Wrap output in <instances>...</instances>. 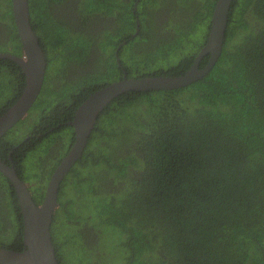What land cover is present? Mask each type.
<instances>
[{
	"label": "trees",
	"instance_id": "1",
	"mask_svg": "<svg viewBox=\"0 0 264 264\" xmlns=\"http://www.w3.org/2000/svg\"><path fill=\"white\" fill-rule=\"evenodd\" d=\"M158 1L141 0L139 31L131 38L135 0H82L91 19L113 17L93 32L52 19L51 3L62 0H28L46 73L29 116L16 125L25 129L13 137V127L0 140V159L12 151L36 205L58 165L46 157L69 151L68 123L90 94L121 80V67L126 78L182 75L204 46L217 0H176L160 28L147 12L165 0ZM2 3L11 49L22 55L11 0H0V11ZM123 41L118 66L114 51ZM0 67L1 115L22 93L24 75L13 61L0 60ZM29 159L38 162L31 175ZM57 202L50 232L58 264L66 255L77 264H264V0L232 1L220 56L203 78L110 101ZM19 212L14 188L0 173L1 248L24 249ZM89 238L96 245L89 247Z\"/></svg>",
	"mask_w": 264,
	"mask_h": 264
},
{
	"label": "water",
	"instance_id": "2",
	"mask_svg": "<svg viewBox=\"0 0 264 264\" xmlns=\"http://www.w3.org/2000/svg\"><path fill=\"white\" fill-rule=\"evenodd\" d=\"M233 0H217L210 19L205 45L194 63L177 77L126 78L112 82L90 94L75 110L69 124L74 131V142L61 162L51 173L44 189L43 200L36 205L31 193L12 166L0 161V173L14 188L23 217L22 251L0 247V264H58L50 232L52 217L58 207L57 197L61 182L71 167L81 158L97 116L114 98L127 92L171 91L183 88L207 75L220 56L228 13ZM13 22L19 37L22 56L0 54V59L16 63L24 75V88L15 103L0 115V140L18 121L23 119L37 100L46 73V58L32 29L28 0H11ZM208 58L200 69V63Z\"/></svg>",
	"mask_w": 264,
	"mask_h": 264
},
{
	"label": "flooded vegetation",
	"instance_id": "3",
	"mask_svg": "<svg viewBox=\"0 0 264 264\" xmlns=\"http://www.w3.org/2000/svg\"><path fill=\"white\" fill-rule=\"evenodd\" d=\"M81 2H82V0H62V3L52 2L51 5H50V13H51L52 19H56V20H60L61 19L63 21V23L65 22V24H67V25L69 24V27L70 28L73 27V29H74L75 32H79V31H82V32H85V31L86 32H93L94 30H96L98 28H101L102 26H107V25L111 24V22H113V17H111L112 19H110V18H108L105 15H101L100 17H98L96 19H91V17H92L91 14L90 13H86L85 10H84V9H88V11H90L89 10V5H86L84 7L83 6H80ZM140 2H141V0H135V2L133 4L132 13L135 16V26H134V29H133L131 35H130L131 38H132V36H134L139 31V19H138V15H136V11H137V9L139 7ZM158 2H160V0ZM175 2H176V0H165V1H163V3H158V4H160V7H158L157 9H153V7H148L147 12H148L149 15H151V14L154 15L153 20L155 21V23H157V27H159V28L160 27H163L164 24L166 22H168V20L172 16V12L177 10L176 9ZM1 6H2V8H1V11H0V44L2 46H0V50H1L0 51V54H10V55H13V56H16V57H21L22 55H19V53H17V54L16 53H13L15 50L11 49L13 46H15V44L13 43V39L10 38V36H9V33H8L9 32V28L7 29V27H6L9 18H7V17L1 18L2 14H3V10L6 9V7H5V5L3 3H2ZM79 7H81V10H83L82 13H81ZM95 13L96 14H100L101 12H95ZM180 13H181V11H179V15L176 14V16L185 19L186 15L185 14H183V15L181 14L180 15ZM85 14H88V15H85ZM161 30H163V28H161ZM158 32H161V31H158ZM157 36L160 37L162 35H157ZM169 37H170V35H169ZM207 37H208V35H207ZM157 39H158V37H157ZM38 41H39V39H38ZM206 41H207V39H206ZM206 41H205V43H206ZM154 42H155V40H154ZM125 43H126V41H123L122 43H119L117 45V47L115 48V51H114L115 60H116V62L118 64V66L120 65L119 58H118V51L121 49L122 46L125 45ZM39 44H40V42H39ZM5 49L7 51H4ZM21 51H22V49H21ZM0 60H5V59H0ZM194 60H193V63H194ZM193 63L191 65H189L190 68L193 65ZM121 68H122V71H123L122 78L123 77H126V69L124 67H121ZM2 71H4V69H2L0 67V73H2ZM28 116H29V113H27L26 116L23 119H21L20 121L25 120ZM18 122L15 125L12 126V128L14 127V132H12V134H10V136L15 137V135H16L15 132L21 133L25 129V125L24 124L23 125L16 126L18 124ZM6 133H5V135H6ZM36 137L37 138H40V137H42V134H38V135H36ZM27 138H28V136H26V138L23 139L22 143H24ZM17 146H19V145L17 144ZM17 146H15L14 149H16ZM58 146H59V144H58ZM58 146L56 147V149H58ZM58 151H59V149H58ZM50 154L51 155L49 157H46L47 158L46 159L47 161H49L48 159H50V160L54 159V161H56V162L58 161V164H59L61 162V160L64 158V156L56 155V151H54V154H52V153H50ZM11 155H12V151H9L8 154L6 155V160L3 161L2 159H0V161L2 163H4V164L8 165V166H12L15 169V171H16L17 169L15 167V164L12 162V156ZM36 160H37V157H36ZM36 160H35V163L33 164V167H32V170L30 172V175L33 174V172H36V170H35L36 168L38 169V162ZM26 162H27V160H25V166L27 167L26 170L28 171V165H26ZM49 165H51V163ZM46 166H48V165H46ZM55 168L56 167L53 168V171H54ZM16 173H17V171H16ZM18 174L19 173H17V175ZM18 177H19V175H18ZM63 180H64V178H63ZM23 182L27 184V188L29 190L31 184H29V183H27L25 181H23ZM68 182L70 183V181H68ZM9 185L11 187V184L10 183H9ZM71 188H72V186H70V185H69L68 188H64V192L66 193V195H68L69 192H72L71 191ZM66 189H67V192H66ZM30 193H31V191H30ZM31 197H32V193H31ZM32 200H33V198H32ZM33 202H34V200H33ZM59 206L60 205H58V207H57L58 209H59ZM19 211H20V208H19ZM19 215L22 217L21 212H19ZM4 218H5V214H4ZM22 219H23V217H22ZM93 235H94V232L91 230L90 231V235H88L87 237H91ZM22 236H23V227H22ZM95 239L96 238H89V240L92 242V244H90L89 247H92V245H96V240ZM23 247H24V245H23ZM101 254L102 255H105L104 253H101ZM79 257H77V259H79ZM65 262L67 264H72V262H73V264H77L78 263V261L76 260V257H72V256L70 257L69 255H66ZM65 262L63 264H66ZM98 264H101V262H98Z\"/></svg>",
	"mask_w": 264,
	"mask_h": 264
},
{
	"label": "rangeland",
	"instance_id": "4",
	"mask_svg": "<svg viewBox=\"0 0 264 264\" xmlns=\"http://www.w3.org/2000/svg\"><path fill=\"white\" fill-rule=\"evenodd\" d=\"M202 30V29H201ZM4 92H6V90L4 91ZM29 163V164H28ZM27 163V165H28V169H32V167H33V159H29V162ZM75 261V260H74ZM72 264H73V262H72Z\"/></svg>",
	"mask_w": 264,
	"mask_h": 264
}]
</instances>
